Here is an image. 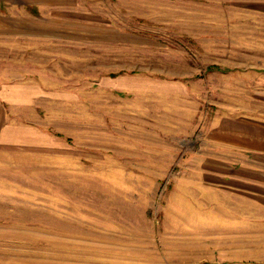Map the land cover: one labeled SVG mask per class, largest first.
<instances>
[{
    "label": "rangeland",
    "instance_id": "rangeland-1",
    "mask_svg": "<svg viewBox=\"0 0 264 264\" xmlns=\"http://www.w3.org/2000/svg\"><path fill=\"white\" fill-rule=\"evenodd\" d=\"M254 6L79 0L61 37L0 38L17 96L0 146V264L262 263L201 160L214 117L264 118Z\"/></svg>",
    "mask_w": 264,
    "mask_h": 264
},
{
    "label": "crops",
    "instance_id": "crops-1",
    "mask_svg": "<svg viewBox=\"0 0 264 264\" xmlns=\"http://www.w3.org/2000/svg\"><path fill=\"white\" fill-rule=\"evenodd\" d=\"M248 1L256 4L252 10L264 16V0ZM78 5L79 0H0V38L61 37L63 24L70 22L67 14ZM10 76L14 77L9 69L0 71V146H10V99L17 97ZM206 139L212 153L201 160L205 170L220 179L212 184L222 190L214 191L216 196L224 197L225 206L229 198L231 212H239L232 221L246 227L245 242L264 244V118L247 114L214 117ZM259 228L263 241L254 239ZM261 260L264 264V255Z\"/></svg>",
    "mask_w": 264,
    "mask_h": 264
}]
</instances>
